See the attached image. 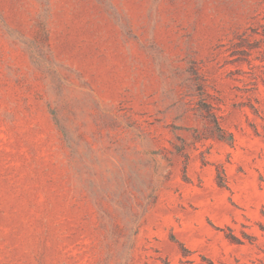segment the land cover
<instances>
[{"label": "rangeland", "instance_id": "1", "mask_svg": "<svg viewBox=\"0 0 264 264\" xmlns=\"http://www.w3.org/2000/svg\"><path fill=\"white\" fill-rule=\"evenodd\" d=\"M0 264H264V0H0Z\"/></svg>", "mask_w": 264, "mask_h": 264}]
</instances>
